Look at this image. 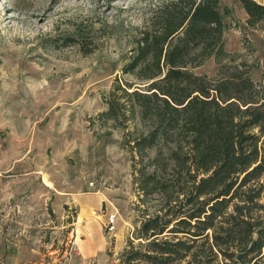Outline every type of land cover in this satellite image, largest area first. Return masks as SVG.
<instances>
[{
    "label": "rangeland",
    "instance_id": "1",
    "mask_svg": "<svg viewBox=\"0 0 264 264\" xmlns=\"http://www.w3.org/2000/svg\"><path fill=\"white\" fill-rule=\"evenodd\" d=\"M165 1L0 0V264H155L139 252L156 253L134 235L155 213L167 222L157 240L187 245L170 264H238L234 242L210 251L212 230L190 235L200 232L202 224L189 217L201 204L183 171L169 169V139L178 137L182 155L185 127L137 150L130 145L150 117L135 111L122 127L100 116L115 80L146 89V80L122 67L151 11ZM219 9L224 53L191 71L207 85L223 80L237 97H256L264 87V25H247L238 0H219ZM235 193L264 213V187L250 181ZM125 248L134 255L129 261Z\"/></svg>",
    "mask_w": 264,
    "mask_h": 264
},
{
    "label": "trees",
    "instance_id": "2",
    "mask_svg": "<svg viewBox=\"0 0 264 264\" xmlns=\"http://www.w3.org/2000/svg\"><path fill=\"white\" fill-rule=\"evenodd\" d=\"M238 2L246 14L247 25H264V5L254 0ZM223 17L219 0H167L156 6L147 25L134 39L122 67L123 73L146 80V89L128 90L130 85L121 86L115 80L104 98L106 108L100 116L122 127L135 111L139 119L150 117L151 125L144 135L132 140L130 145L137 150L178 136V130L185 127L186 135L180 139L182 155L178 154L181 151L178 137L169 139L173 144L169 169L183 171L192 182L190 196L201 204L199 212L189 217L202 224L200 232L190 235L197 237L210 229V251L234 242L239 248L235 262L257 264L264 259V213L259 211L258 203H251L250 197L236 196L235 189L250 181L264 187L261 179L264 176V87L256 91V97L244 99L228 91L223 80L207 85L205 76L191 71L207 57L223 55ZM131 99L134 106L127 105ZM127 112L131 115H126ZM155 172L153 169L146 175L154 179ZM235 198L237 201L233 202ZM206 205L208 213L198 219ZM229 205L231 209L227 211ZM162 219L157 213L145 217L134 235L146 241L147 251L158 254L139 252L145 260L170 264L183 256L187 245L180 240H157L167 227ZM215 221L219 223L217 226ZM221 223L226 224L224 230ZM132 254L126 248L121 253L126 261L132 259ZM173 254L177 256L172 257Z\"/></svg>",
    "mask_w": 264,
    "mask_h": 264
},
{
    "label": "built area",
    "instance_id": "3",
    "mask_svg": "<svg viewBox=\"0 0 264 264\" xmlns=\"http://www.w3.org/2000/svg\"><path fill=\"white\" fill-rule=\"evenodd\" d=\"M0 153H1V142H0ZM112 222H113V217L112 215L109 216V218L107 219V223H106V228L107 230H111L113 228V225H112Z\"/></svg>",
    "mask_w": 264,
    "mask_h": 264
}]
</instances>
